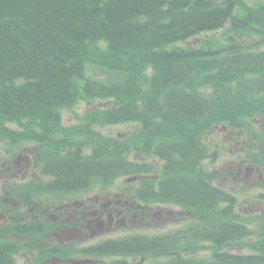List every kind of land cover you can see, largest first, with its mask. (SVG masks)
Segmentation results:
<instances>
[{
    "label": "trees",
    "instance_id": "16d2710c",
    "mask_svg": "<svg viewBox=\"0 0 264 264\" xmlns=\"http://www.w3.org/2000/svg\"><path fill=\"white\" fill-rule=\"evenodd\" d=\"M219 29L226 44L212 37L189 44ZM263 46L264 3L0 0V140L41 142L51 170L71 184L138 175L122 198L189 213L172 234L128 238L119 250L174 252L163 264H264L226 249L246 231L237 224L235 197L216 184L222 174L203 164L217 154L205 139L215 127L251 129L253 119H264ZM87 99L106 102L79 125L58 123L61 108ZM121 123L138 127L121 139L92 130ZM205 250L208 256H197ZM0 264H12L6 243Z\"/></svg>",
    "mask_w": 264,
    "mask_h": 264
},
{
    "label": "flooded vegetation",
    "instance_id": "af4514ba",
    "mask_svg": "<svg viewBox=\"0 0 264 264\" xmlns=\"http://www.w3.org/2000/svg\"><path fill=\"white\" fill-rule=\"evenodd\" d=\"M246 142L244 132H239L235 144L239 166L231 174L238 183L237 213L244 220L238 225H245L250 235L241 239L248 246L236 248L240 255L264 261V164L257 159V150L264 152V142L254 135ZM38 147L35 144L15 154L6 151L0 159V240L9 242L15 251L14 264H106L97 257L98 246L107 243L113 249L119 237L130 235L125 215L128 207L117 205L109 192L99 196L92 179L84 185L65 182L51 170L53 160L38 154ZM245 163L253 166L245 167ZM245 181L251 183L249 192L244 190ZM146 217L148 214L138 228H148ZM109 219L112 228L107 232ZM99 220L105 223L100 236L93 234ZM113 258L127 263L136 260Z\"/></svg>",
    "mask_w": 264,
    "mask_h": 264
},
{
    "label": "rangeland",
    "instance_id": "374dc122",
    "mask_svg": "<svg viewBox=\"0 0 264 264\" xmlns=\"http://www.w3.org/2000/svg\"><path fill=\"white\" fill-rule=\"evenodd\" d=\"M244 2L247 5H254L256 3H264V0H244ZM224 34H225L224 30H219L215 33L202 34L199 37H195V38L191 39L189 41V44L194 45V46L199 45L200 39H202V38L208 39L211 36L212 38L217 39L218 44L223 45V44L227 43V39L224 37ZM231 39H232V37H231ZM243 40L246 42H251V39L247 38V37H243ZM261 49L264 50V46ZM94 77L98 78L101 76L94 72ZM104 103H105V101H98V100L79 101L72 108L62 109L60 112L61 118H62V124L64 126L74 125L75 123L78 122V120H79L78 117H82L87 110L92 109V108H97L98 106H100ZM8 126L11 128H14V126L12 124H8ZM95 130L99 134H101L105 137H115V138L121 139V138L130 137V135L135 132L136 125H134L133 123H121V124H117V125H110V126L95 128ZM212 138L215 141L220 142V141H222V139H224V136H223L222 132H220L219 130H216L215 135L213 134ZM5 150H6V147H5L4 143L0 142V159L1 160L3 159V156L5 154ZM16 152L17 151H14L13 154H15ZM230 152L235 153V150H232L231 148H227L226 151L223 153V156L221 157L219 162L215 166H209V169L210 170H212V169H225V168L229 167L230 165L235 168V162H236L237 158L232 156V153H230ZM124 184H125V180L123 178L118 179L115 181V183L112 186L106 188L105 192H103L102 195L105 197L107 192H113V193L118 192L124 187ZM231 191H233V188ZM165 207H166V210H164V213L162 215L154 216V219H151L150 221H148L149 224L151 225L150 228H151L152 232L162 234V233L168 232L169 230H171L173 228L178 227V225L176 224L177 219H176L175 215L182 217L181 215L183 213L180 212L179 208H177L175 206H164L163 205V208H165ZM167 213H169V214H167ZM119 234H120V231H118V235ZM106 238H110V237H106ZM104 239H105V237L100 239L99 242H101ZM208 253L209 252L207 250H205L203 252L198 253L197 256H200V257L208 256ZM167 257L168 256L163 257V259H161V261L166 260ZM111 259L112 258H104L103 260H104V263H109ZM157 261H159V260L154 259V260H151L149 263H146V264H156Z\"/></svg>",
    "mask_w": 264,
    "mask_h": 264
}]
</instances>
